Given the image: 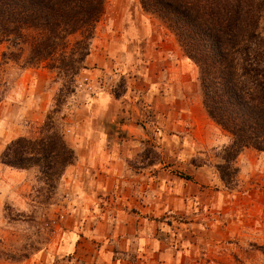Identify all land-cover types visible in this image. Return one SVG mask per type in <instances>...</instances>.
Wrapping results in <instances>:
<instances>
[{
    "label": "rangeland",
    "instance_id": "obj_1",
    "mask_svg": "<svg viewBox=\"0 0 264 264\" xmlns=\"http://www.w3.org/2000/svg\"><path fill=\"white\" fill-rule=\"evenodd\" d=\"M106 7L68 90L0 48V264H264V151L228 187L197 65L141 0ZM52 113L77 155L56 187L1 162Z\"/></svg>",
    "mask_w": 264,
    "mask_h": 264
},
{
    "label": "trees",
    "instance_id": "obj_2",
    "mask_svg": "<svg viewBox=\"0 0 264 264\" xmlns=\"http://www.w3.org/2000/svg\"><path fill=\"white\" fill-rule=\"evenodd\" d=\"M107 0H0L3 60L57 72L68 90L87 68ZM175 35L199 69L203 105L229 136L217 165L222 180H238V156L264 151V0H141ZM74 92L75 90H71ZM77 155L53 113L39 138L19 137L1 162L19 170L38 167L56 187Z\"/></svg>",
    "mask_w": 264,
    "mask_h": 264
},
{
    "label": "crops",
    "instance_id": "obj_3",
    "mask_svg": "<svg viewBox=\"0 0 264 264\" xmlns=\"http://www.w3.org/2000/svg\"><path fill=\"white\" fill-rule=\"evenodd\" d=\"M80 75V74H79ZM78 75V76H79ZM97 97H100V99H107L108 97H112L110 92L108 90H101ZM82 153V151L80 152ZM15 169V168H14ZM18 172V171H17ZM20 173V172H19Z\"/></svg>",
    "mask_w": 264,
    "mask_h": 264
}]
</instances>
